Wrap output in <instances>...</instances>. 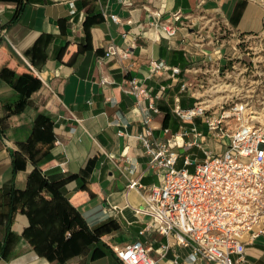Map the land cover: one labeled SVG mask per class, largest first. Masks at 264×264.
I'll list each match as a JSON object with an SVG mask.
<instances>
[{
  "label": "crops",
  "instance_id": "0c3cea01",
  "mask_svg": "<svg viewBox=\"0 0 264 264\" xmlns=\"http://www.w3.org/2000/svg\"><path fill=\"white\" fill-rule=\"evenodd\" d=\"M177 11L174 36L150 26ZM248 29V0H0V264H123L113 249L137 240L155 264H216L150 226L146 197L163 170L149 162L166 145L193 171L227 147L204 117L175 110L221 80ZM39 115L52 144L35 167ZM231 258L264 264V233Z\"/></svg>",
  "mask_w": 264,
  "mask_h": 264
},
{
  "label": "built area",
  "instance_id": "2783aa9c",
  "mask_svg": "<svg viewBox=\"0 0 264 264\" xmlns=\"http://www.w3.org/2000/svg\"><path fill=\"white\" fill-rule=\"evenodd\" d=\"M110 18L116 20L115 15ZM180 18L179 11L165 20L154 13L149 24L171 37ZM108 53L116 55L118 49L111 46ZM149 66L151 72L166 68L161 61H151ZM178 71L172 68L173 74ZM206 101L202 98L192 108H177L175 113L185 120L204 117L208 127L221 138L227 137L229 144L220 153H207L193 171L185 167L190 164L187 158L183 168H176L177 154L166 145L154 152L149 165L163 170V180L150 187L144 213L151 217L152 228L174 235L194 255L216 264H234L231 255L243 252L245 240L264 233V130L244 121L243 104L234 103L228 110L220 107L214 118L207 114L212 107ZM230 122L235 130L228 133ZM113 251L123 264H155L139 240Z\"/></svg>",
  "mask_w": 264,
  "mask_h": 264
},
{
  "label": "rangeland",
  "instance_id": "374dc122",
  "mask_svg": "<svg viewBox=\"0 0 264 264\" xmlns=\"http://www.w3.org/2000/svg\"><path fill=\"white\" fill-rule=\"evenodd\" d=\"M248 28V39L230 60L231 68H225L221 80L208 88L203 98L209 107L221 110L243 104L244 118H256L248 124L264 130V0H248Z\"/></svg>",
  "mask_w": 264,
  "mask_h": 264
},
{
  "label": "trees",
  "instance_id": "16d2710c",
  "mask_svg": "<svg viewBox=\"0 0 264 264\" xmlns=\"http://www.w3.org/2000/svg\"><path fill=\"white\" fill-rule=\"evenodd\" d=\"M22 78V77H20ZM37 128H41L39 132H37ZM50 121L43 115H39L36 120L35 124L33 126L32 135L27 140L28 143V151L26 153L29 161L36 167V163L41 160V158L45 157L48 152L50 145L52 144V137L50 132ZM43 140V143L45 144L44 150H42L41 143L37 146L36 144ZM13 161V171L15 172L20 166L15 164L16 158L14 156ZM43 186L46 188V190L50 192H55L56 190L53 189L54 186H57V184L49 183L47 180L43 182ZM78 217V216H77ZM80 223V221H77ZM72 223V221L69 222V225ZM68 225V227H69ZM70 236V235H69Z\"/></svg>",
  "mask_w": 264,
  "mask_h": 264
},
{
  "label": "bare ground",
  "instance_id": "6f19581e",
  "mask_svg": "<svg viewBox=\"0 0 264 264\" xmlns=\"http://www.w3.org/2000/svg\"><path fill=\"white\" fill-rule=\"evenodd\" d=\"M256 118H254V117H247V118H244V120L246 121V120H248V121H251V120H255ZM260 121V120H259Z\"/></svg>",
  "mask_w": 264,
  "mask_h": 264
}]
</instances>
